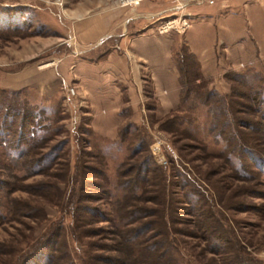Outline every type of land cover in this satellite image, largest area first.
<instances>
[{"label": "rangeland", "instance_id": "374dc122", "mask_svg": "<svg viewBox=\"0 0 264 264\" xmlns=\"http://www.w3.org/2000/svg\"><path fill=\"white\" fill-rule=\"evenodd\" d=\"M124 1L0 0V118L8 115L14 125L33 120L31 140L19 148L12 125L0 134V264H20L55 228V244L75 264L88 253L107 254V246L124 250L111 255L135 250L138 264H264V58L232 64L220 52L222 73L212 76L188 59L182 76L174 55L176 105L160 104L144 72L143 89L121 86L122 117L113 127L90 120L88 92L75 80L45 75L63 63L74 75L76 59L124 51L117 46L122 37L159 33L179 11L177 0ZM209 6L191 1L183 14L193 22L213 14L216 5ZM88 22L100 23L105 35L82 39ZM31 71L40 78L12 87ZM140 166L143 175L150 170L143 200L135 202L155 208L159 229L168 231L149 257L140 255L143 241H125L129 227L116 219L126 216L122 181L134 183ZM47 263L43 257L29 264Z\"/></svg>", "mask_w": 264, "mask_h": 264}, {"label": "crops", "instance_id": "0c3cea01", "mask_svg": "<svg viewBox=\"0 0 264 264\" xmlns=\"http://www.w3.org/2000/svg\"><path fill=\"white\" fill-rule=\"evenodd\" d=\"M208 5H216L210 9L214 13L198 16L193 22L191 15L190 26L183 32H143L125 36L119 40L120 46L117 45L124 51L109 50L96 60L76 59L74 75L68 73L65 63L56 72L47 70L45 75L48 79L58 75L61 81L75 80L88 92L90 120L109 127L121 121V86L134 92L143 89L144 72L148 73L155 95L162 99L160 104L173 107L180 91L173 57L181 45L188 47L203 73L209 76L222 73V69H217L222 58L231 60L232 64L234 60L244 63L264 58V0H214ZM88 24L81 25V30L88 27L82 39H100L105 35L100 23ZM38 78L40 76L31 71L18 79L22 84L12 87L29 85ZM129 97L127 104L133 106V96Z\"/></svg>", "mask_w": 264, "mask_h": 264}, {"label": "trees", "instance_id": "16d2710c", "mask_svg": "<svg viewBox=\"0 0 264 264\" xmlns=\"http://www.w3.org/2000/svg\"><path fill=\"white\" fill-rule=\"evenodd\" d=\"M175 55V61H180L181 63L179 64V62L177 61V68L178 71L180 73V75H184L182 73L183 70V64H185V62L190 59L193 60L194 63H196L197 65H199L196 57L189 51L188 47L183 44L179 47V49L174 53ZM245 74V73H244ZM244 74H241V76L243 77ZM195 78L201 79L202 76L200 74H197V76ZM182 79L180 80V84ZM182 92L184 93V88L182 86ZM182 93V95H183ZM213 94H215V92H213ZM259 94V93H258ZM261 93L259 94L260 97ZM262 97V96H261ZM258 102V101H257ZM259 104V102H258ZM0 109H4L2 106ZM8 109L5 108V112ZM176 112L171 113L172 117H168L166 119V121L172 122L173 119L175 120V118L173 117L175 115ZM8 115H6L5 119H1L0 118V134L3 133H7L10 132L8 128L11 127V125L13 126L12 128V134H14L16 136L15 138V148H19L22 144H26L28 142V140H31L30 138L28 139L27 135L30 131V125L32 126V118L29 119V122L23 121L21 123H19V125L13 123V121H9ZM26 127V128H25ZM229 138V137H228ZM225 139L226 141V145L229 146V148L234 147L231 146V143L229 142V139ZM231 138V137H230ZM232 139V138H231ZM240 149L242 150L243 148V143L238 142ZM235 145V144H234ZM238 146V145H237ZM235 149V148H234ZM239 150V151H241ZM246 151L249 152V150L246 148ZM154 151V150H153ZM151 154L153 155V157L156 159L157 163L160 165H165L163 159H161L160 157L158 158V155L156 153H153L151 150ZM234 155L233 152L228 153V155ZM237 155V154H236ZM133 156L130 157V159ZM233 157V156H232ZM229 158V157H228ZM231 158V156H230ZM229 158V159H230ZM128 162L127 161L124 162V164H126ZM129 164V163H128ZM166 167V165H165ZM139 172L137 170L136 172V177L135 180L132 179V182L134 183H130V181L128 182V180H123L122 182L124 183L123 186L121 188L125 189V193L124 198L126 197L128 200L127 201V207H126V216L124 217H118L116 216V219H120L119 221L122 222L123 227H125L126 225H128L129 228L125 227V231L123 232L124 234V238L126 242L129 243H142L145 244L141 247V245H139L141 247V249H143V254L140 253V255L143 257L145 256V254L149 257V255L153 256V252H156L159 250V246H160V242H161V237H163L164 235H168V231L163 230V229H159V225H157V220L154 219V211L155 208H152L151 206L148 205H139L136 204V201L139 200H143V193L146 191V188H144V183H147L148 181V171L150 170L148 168V170L145 172V174L143 175V168L142 166L138 167ZM142 170V171H141ZM163 173L165 174L166 172L163 171ZM119 175L122 176L121 172L119 173ZM186 175L184 174V177ZM129 185V189L126 188ZM142 191L141 194L137 195V192ZM118 201V200H117ZM149 201V200H148ZM119 204V202H116ZM115 205V204H114ZM197 208L191 207L190 213L194 214L195 212H197ZM117 215V214H116ZM161 220L163 221V223L165 224L166 221H164L162 217H160ZM160 224V223H159ZM58 235L56 228L55 230L49 231L43 238V245H39V246H35L33 247L32 251L28 254L27 257H25V259H23L21 261L20 264H29L31 262H35L37 259L39 258H43L46 257L48 263L47 264H75L73 260H71V256L70 254L59 248V246H57V241H56V236ZM141 240V241H140ZM118 251V252H124V250L120 249V248H114V247H110L107 246L106 251H108V253H111L112 251ZM64 251V252H63ZM214 251H219V249H214ZM102 254L99 256H95V255H91V253L87 254V258L85 260H83V264H89L94 258L100 257L101 259V263L104 264H138L136 258L137 255L135 254V250L133 253H129L128 251L126 252L127 256L120 253L119 255H111V254ZM157 253V252H156ZM154 253V255L156 254ZM132 259L133 261H130L129 258ZM158 258V257H157ZM88 260V261H87ZM235 264H245L243 261H239L237 260L236 262H234ZM139 264H152L151 261L149 260L148 263H144V261H142V263ZM156 264V263H155Z\"/></svg>", "mask_w": 264, "mask_h": 264}, {"label": "built area", "instance_id": "2783aa9c", "mask_svg": "<svg viewBox=\"0 0 264 264\" xmlns=\"http://www.w3.org/2000/svg\"><path fill=\"white\" fill-rule=\"evenodd\" d=\"M138 1L139 0H136V3ZM177 1L179 5L177 9L179 11H176V14L178 13V15L160 24L157 27L159 33L167 32L171 28L175 29L177 32L185 31L190 26V16L188 14H183V10L186 5L190 4L191 1H195L197 4H204V3L213 4L214 3V0H177Z\"/></svg>", "mask_w": 264, "mask_h": 264}, {"label": "bare ground", "instance_id": "6f19581e", "mask_svg": "<svg viewBox=\"0 0 264 264\" xmlns=\"http://www.w3.org/2000/svg\"><path fill=\"white\" fill-rule=\"evenodd\" d=\"M136 3V0H125L123 4Z\"/></svg>", "mask_w": 264, "mask_h": 264}]
</instances>
